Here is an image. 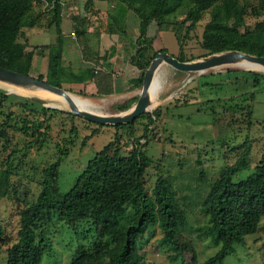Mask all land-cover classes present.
Returning <instances> with one entry per match:
<instances>
[{"label": "rangeland", "instance_id": "374dc122", "mask_svg": "<svg viewBox=\"0 0 264 264\" xmlns=\"http://www.w3.org/2000/svg\"><path fill=\"white\" fill-rule=\"evenodd\" d=\"M94 1L104 13L102 22H99L106 33L113 34V39L117 35L126 41L123 54L135 66V49L140 43L137 40L139 18L126 6V0ZM92 2L62 0L63 30L67 34L62 37L63 47L78 51L87 10ZM71 3L73 6L69 7ZM239 3L247 6L245 26L240 31L252 29L256 22L264 21V10L259 8L258 0H239ZM192 9L191 5L179 8L169 17V22L152 23L147 36L154 50L148 51L147 58L162 48L178 56L180 45L186 61L207 56L208 52L201 48L200 41L204 25L209 20V10L202 13L195 28L184 36L189 22L181 23ZM255 11H259L258 16ZM32 16L35 24L21 29L9 68L37 78L44 76L46 71V60L42 58L47 55L48 46L55 42L56 30L50 24L51 5L46 2L34 4ZM176 27L180 28L178 39L174 35ZM107 53L106 50L104 58ZM244 64L241 68L223 65L202 73L176 72L162 65L156 75L157 90L150 110L118 129L88 122L69 113L68 109L50 108L64 112L58 115L44 112L41 110L44 106L22 95L19 87L0 82V95H3L0 97L3 101L0 110V169L9 168L11 171L9 190L0 198V224L3 227L0 264L6 262L7 247L17 240L18 211L36 200L41 189L42 172L47 165L61 159L55 180L57 198L60 199L73 186L88 160L115 140L114 135L118 136V142L114 141V144L122 155L130 151L135 139H140L142 150L152 160L144 175L145 191L153 198L156 179L171 177L177 201L187 216V225L176 235L182 246L180 259L170 261L169 257L176 250L162 242V232L156 225L150 226L142 235L137 259L144 264H203L214 255L218 246L205 234L207 216L201 210V203L212 183L236 160L245 141L248 140L251 147L250 168L236 174L234 182L255 174L254 167L264 150V69ZM61 89L84 100L82 104L91 109L87 110L104 115L128 111L136 103L140 91V88H134L133 82L131 92L116 98L88 96L69 83H62ZM32 96L44 99L39 93ZM150 113L159 114L152 123L147 116ZM39 124V132L32 134L36 130L32 126ZM24 125L32 127L27 134L22 132ZM46 126L49 130L44 132ZM145 126L149 130L147 142L141 138ZM132 212V202H128L118 219ZM80 213L74 224L66 223L57 213L49 217L43 228L45 243L41 246V264H70L81 253L112 246L109 238L96 235L92 207L82 206ZM199 234L203 236L199 238ZM223 264H264V218L255 234L245 237L241 245H234V253L228 254Z\"/></svg>", "mask_w": 264, "mask_h": 264}, {"label": "trees", "instance_id": "16d2710c", "mask_svg": "<svg viewBox=\"0 0 264 264\" xmlns=\"http://www.w3.org/2000/svg\"><path fill=\"white\" fill-rule=\"evenodd\" d=\"M41 1L51 5L50 24L54 25L56 36L55 42L47 48L46 73L37 79L61 88V84L65 83L60 32L62 0H0V67L10 69V59L21 29L34 26L32 8ZM258 4L264 10V0H258ZM188 5L193 9L187 12L181 23L189 22L184 36L195 28L202 13L209 10V20L204 25L200 41L207 55L240 51L264 57V21L256 22L252 29L240 31L245 26L247 6L241 5L239 0H126V6L139 18L137 40L140 43L135 50L137 60L134 65L140 70V75L132 81L134 88H141L143 74L152 58L158 52H167L162 48L147 58L148 51L154 50L147 36L149 26L153 22H169L170 16ZM254 14L258 16L259 11ZM179 30V27L174 30L176 39L180 38ZM83 35L82 32L80 36ZM176 58L186 61L181 45ZM0 97L3 98V95ZM2 107L3 101L0 99V110ZM41 110L56 115L64 113L47 107H41ZM147 116L152 123L159 114L150 113ZM32 127L36 128L32 134L39 132L37 127L40 124ZM32 127L24 125L21 129L27 134ZM47 130L49 126L45 127L44 132ZM148 131L145 126L141 136L145 142ZM114 138L118 142V136L114 135ZM114 141L108 142L88 160L73 186L60 199L57 198L55 180L61 159L57 158L47 165L42 172L41 189L36 200L18 211L17 240L7 247L5 264H41V246L45 243L43 228L49 217L57 213L66 223L74 224L81 216L82 206L92 207L96 235L109 238L112 246L81 253L70 264H144L137 259L138 244L142 235L153 225L161 230L162 242L176 250L169 257L170 261L181 258L182 246L178 244L176 235L187 225V216L177 201L171 177L159 176L156 179L151 198L144 188V175L152 160L142 150L140 139L134 140L126 155L120 153ZM250 151L247 140L236 160L212 183L201 203V210L207 216L205 234L218 246L215 254L203 264H223L225 257L234 253V245H241L245 237L255 234L264 218V150L254 167L255 174L233 181L236 174L250 168ZM10 175L9 168L0 169V198L6 196L9 190ZM128 202H132L133 212L118 219ZM202 236L199 234L198 237ZM2 243L3 227L0 224Z\"/></svg>", "mask_w": 264, "mask_h": 264}, {"label": "crops", "instance_id": "0c3cea01", "mask_svg": "<svg viewBox=\"0 0 264 264\" xmlns=\"http://www.w3.org/2000/svg\"><path fill=\"white\" fill-rule=\"evenodd\" d=\"M70 6L72 7L73 3L69 4ZM61 15V35L65 38L67 34L63 30L64 19L63 14ZM103 16V11L93 0L87 10L84 35L81 36L82 43L78 51L63 47L64 80L65 83H69L73 88L88 96L123 97L131 92L129 89L132 81L140 73L129 60L125 59L123 51L125 52L126 49V41L116 37L117 35L113 39V34L106 33L105 27L99 22H102ZM106 50L108 53L104 58ZM42 59H45L47 64L46 56ZM66 68H68V72ZM45 73L46 71H44V75Z\"/></svg>", "mask_w": 264, "mask_h": 264}, {"label": "water", "instance_id": "95a60500", "mask_svg": "<svg viewBox=\"0 0 264 264\" xmlns=\"http://www.w3.org/2000/svg\"><path fill=\"white\" fill-rule=\"evenodd\" d=\"M238 58L245 59L249 62L254 63L259 68L264 69V57L253 56L240 51H226L209 54L203 58H198L192 61H180L176 58V56L170 54L169 52H158L152 58L143 74L139 96L134 106L126 112L113 115H104L94 111L80 109L71 102L70 94H68L65 90L52 86L45 81L30 77L18 71L0 67V82H4L22 89H42L60 95L68 101L69 113L80 116L86 121L94 124L120 126L133 123L136 118L150 110L157 87L156 75L162 65L165 64L179 72L202 73L211 68L229 65L231 62ZM25 97L39 103L44 107L60 109L47 105L48 101L46 99H42L40 97L32 95H28Z\"/></svg>", "mask_w": 264, "mask_h": 264}, {"label": "bare ground", "instance_id": "6f19581e", "mask_svg": "<svg viewBox=\"0 0 264 264\" xmlns=\"http://www.w3.org/2000/svg\"><path fill=\"white\" fill-rule=\"evenodd\" d=\"M244 63H249L251 65H254L256 66L254 63L252 62H249L245 59H242V58H238L236 60H234L233 62H231L229 64V66L231 67H235V68H241V65H245ZM246 66H249V65H246ZM258 67V66H257ZM177 72V71H176ZM176 74V73H175ZM173 77V76H172ZM169 78V77H168ZM173 79V78H172ZM182 79V78H181ZM175 81V80H174ZM178 82V81H177ZM174 83V82H173ZM175 85V84H174ZM181 86V85H180ZM172 88V87H171ZM157 90V88H156ZM20 93L24 96H30V95H33L34 93H39L41 94L44 99H46L48 101L47 105L49 106H55V107H58V108H61V109H69V103L68 101L60 96V95H57V94H54V93H51L49 91H46V90H42V89H34V88H20L19 89ZM172 92V91H170ZM165 96V95H164ZM168 96V95H167ZM82 97V96H81ZM84 98V96H83ZM164 98V97H163ZM70 100L71 102L76 105L78 108L80 109H83V110H91L88 105H85V104H82L84 102V100H82L81 98L79 97H75V96H72L70 95ZM163 103V102H162ZM165 103V102H164ZM117 104V103H116ZM112 107V106H111ZM152 107V106H151ZM111 111V110H110ZM112 112V111H111ZM114 114V113H113Z\"/></svg>", "mask_w": 264, "mask_h": 264}]
</instances>
